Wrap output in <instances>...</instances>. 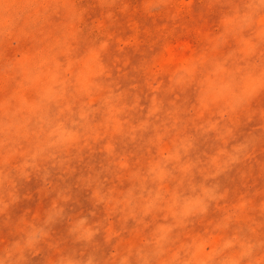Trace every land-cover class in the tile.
<instances>
[{
    "label": "clouds",
    "instance_id": "1",
    "mask_svg": "<svg viewBox=\"0 0 264 264\" xmlns=\"http://www.w3.org/2000/svg\"><path fill=\"white\" fill-rule=\"evenodd\" d=\"M30 2L0 0V33L10 34L18 19L17 5ZM167 2L146 0L145 6L152 9ZM40 3L45 8L51 6L52 11L65 9L67 19L61 34L46 49L17 62L19 86L11 96L0 99V197L6 183L14 188L17 180H26L33 172L42 171L47 178L53 170L74 171L73 166L84 163L86 155H99L107 163H101L95 175L82 179L89 186L96 185L93 195L98 203H109L112 197L101 190L100 176L114 165L127 167L125 157L117 151L118 145L135 144L139 140L156 146L171 132L170 149L161 148L158 158L148 160L143 171H132L129 179L135 183L116 201L128 217L136 218L139 214L142 219L156 212H164L165 219L171 217L172 223L157 225L150 238L136 249L138 264H154L165 255L168 258L162 264H240L244 258H249V264H261L264 254L256 257L255 253L264 249V241L242 235L234 234L210 249L195 242L181 244L174 250L172 245L175 229L204 217L226 198L228 189L221 178L251 155L255 138L236 139L232 129L221 121L231 120L232 115L264 91V0H240L232 5L231 11L221 19L223 32L208 38L209 52L190 54L168 67H156L151 78L143 80V85L136 67L130 70L131 76L128 71L113 76L112 68L103 59L110 46L109 39L95 38L81 56L62 64L57 56L68 57L73 51V42L80 32L77 25L81 13L73 0H40ZM100 3H115V0H100ZM245 32L249 34L245 36ZM229 36L239 46L219 59L212 53ZM122 78L126 79V86L119 82ZM145 87L147 105L141 103ZM214 110L219 119L212 118ZM189 126L195 135L187 132ZM209 133H215V138L223 141L212 156L211 171L199 168V161L190 158L198 136L207 137ZM230 140L235 142L229 147ZM171 181L175 184L169 190L166 184ZM7 194L13 201L16 199L13 191ZM249 203L242 198L235 207L243 211ZM260 208L264 211V203ZM61 212L50 213L45 223L53 222ZM233 219L239 220L240 216L236 212L228 213L216 227L226 229ZM248 231L255 234L256 228L250 226ZM70 232L77 233V240L86 241L96 234L86 226L84 218ZM45 235L42 228H33L23 247L31 248ZM237 244L238 253L224 255ZM22 250L17 242L5 250V258ZM131 255L129 250L120 264H129ZM0 264H4V258H0ZM9 264L15 262L9 260ZM60 264L81 262L64 258ZM85 264H93L91 256Z\"/></svg>",
    "mask_w": 264,
    "mask_h": 264
},
{
    "label": "rangeland",
    "instance_id": "2",
    "mask_svg": "<svg viewBox=\"0 0 264 264\" xmlns=\"http://www.w3.org/2000/svg\"><path fill=\"white\" fill-rule=\"evenodd\" d=\"M73 3L81 13L77 25L80 32L73 42L71 54L68 57L58 55L57 59L65 64L67 59L81 56L95 38L109 39L110 46L103 59L112 68L113 76H120L125 71L131 76L130 70L136 67L140 70L138 78L143 85V80L150 79L156 67H168L190 54L209 52L208 38L223 32V15L240 0H231V3L225 0H168L152 9L146 8V0H115V3L103 5L100 0H73ZM16 15L18 19L10 34L0 33V99L11 96L19 86L21 76L17 62L26 56L35 57L38 51L46 49L52 39L61 34L67 19L65 9L52 11L51 6H42L40 0L19 3ZM248 34L244 33L245 36ZM238 46V41L229 36L226 43L212 54L223 59ZM160 78L166 80V77ZM119 82L122 86L127 85L126 79ZM146 93L145 87L141 99L145 105L148 102ZM188 95L191 97V91ZM212 118L219 119L215 110ZM221 123L232 129L236 139L255 138L251 155L221 178L228 189L223 201L210 208L204 217L195 218L185 227L174 230L173 250L189 242L203 243L210 249L234 234L264 241V211L260 208L264 203V91L232 115L231 120L225 118ZM187 132L196 134L191 126ZM171 138L170 132L160 145H147L139 140L135 144L118 145L117 151L125 157L127 167L114 165L100 176L101 190L112 197L109 203H98L93 195L96 185L89 186L82 179L89 174L95 175L101 163H107L99 155H86L84 163L73 166L74 171L61 173L53 170L47 178L42 171L33 172L28 179L17 180L14 188L6 183L0 197L3 201L0 207L7 205L0 211V258H4V264H9V260L15 264H60L64 258L85 264L90 256L93 264H120L129 250L132 252L129 264H138L136 249L150 238L157 225L172 223L171 217L165 219L164 212L142 219L139 214L136 218L128 217L126 212L120 211L122 206L116 201L122 199L135 183L129 179L131 172L143 171L148 160L158 158L161 148L170 149ZM234 142L230 140L229 147ZM222 145L223 141L217 140L215 133L198 136L190 158L199 161V168L211 171L212 156ZM175 174L179 177L178 172ZM196 178L199 180L200 176ZM174 184L175 181H171L166 187L170 190ZM9 191L14 192V201L8 196ZM242 198L250 203L240 211L235 206ZM57 210H62L61 215L46 224L49 214ZM232 212H236L240 219H233L226 229L217 228L224 216ZM82 218L86 219V226L96 232L89 241L77 240V233L70 232V228ZM250 226L256 228L255 234L248 231ZM33 228H42L47 235L31 248L23 247ZM17 242L22 245V252H14L10 258H5V250ZM238 252L237 244L224 255ZM261 254L264 249L257 251L255 256ZM167 258V255L162 256L154 264H162ZM240 264H249V258L242 259Z\"/></svg>",
    "mask_w": 264,
    "mask_h": 264
}]
</instances>
